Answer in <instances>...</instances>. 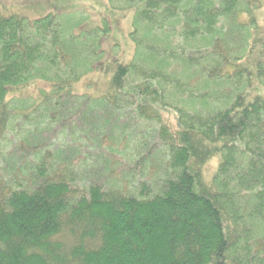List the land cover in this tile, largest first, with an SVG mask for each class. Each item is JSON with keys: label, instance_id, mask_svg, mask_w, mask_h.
<instances>
[{"label": "trees", "instance_id": "1", "mask_svg": "<svg viewBox=\"0 0 264 264\" xmlns=\"http://www.w3.org/2000/svg\"><path fill=\"white\" fill-rule=\"evenodd\" d=\"M114 1L111 8L121 10ZM263 1L123 0L135 26L143 23L156 39L164 34L166 43L115 62L97 96L72 87L102 60L109 27L75 34L58 15L0 14V158L26 160L19 174L0 175V264H264V96L248 97L253 79L264 87V44L254 77L244 62L254 45L232 47L236 34L248 31L249 38L257 29L255 19L240 23L237 15ZM177 35L184 50L197 52L185 55L182 73L171 67L179 58ZM35 80L45 84L37 98L7 97L9 88ZM212 82L230 93L214 91ZM222 97V108L196 107ZM167 108L176 114L174 127L161 123ZM98 113L103 118L90 120ZM127 115L137 125L158 121L167 156L155 194L146 185L136 191L93 182L84 189L65 172L83 162L82 142L55 146L41 137L56 125L55 136H81L88 149ZM72 150L60 167L51 161ZM216 155L221 163L205 183L201 168Z\"/></svg>", "mask_w": 264, "mask_h": 264}, {"label": "rangeland", "instance_id": "2", "mask_svg": "<svg viewBox=\"0 0 264 264\" xmlns=\"http://www.w3.org/2000/svg\"><path fill=\"white\" fill-rule=\"evenodd\" d=\"M124 3L123 0H115L113 6L121 8V10H113L108 0H0V14L5 16L17 14L29 20H35L48 14L58 15L66 22L67 29L73 25L72 32L75 34L94 30L97 35L96 28L105 29L106 26L109 27V36L102 38L100 41L102 60L96 63L93 72L82 76L72 87L74 93H88L97 96L106 92L115 62L129 63L135 57L138 47L141 51L143 50L144 54L142 56H144L145 52L149 51V47L156 44L163 47L166 43L164 34H159V38L156 39L148 34L143 23L135 26L134 13L132 10H123ZM236 19L240 23H247L251 19H255L257 25L255 32L251 30L249 38L248 31H243L241 32L242 36L236 34L235 42H232V47L237 48L239 52L243 48L247 50L250 44L254 45L252 53L244 61L254 77L255 64L259 58V51L264 44V1L260 8L250 13H239ZM65 32L72 33L70 30ZM173 41L174 48H177L178 45L180 48H178L179 54H177L179 58L171 62V67L174 66L175 70L177 69L178 72L182 73L185 70L183 66L185 55L195 57L197 52L189 48L184 50L182 48L184 39L180 35H177ZM210 49L209 47L207 50L209 53ZM204 56L207 60L211 58L210 55L205 53ZM147 62L143 58L138 63L143 66ZM204 65L202 63L201 66ZM188 71L192 76L202 78L193 74V68ZM187 80L185 78L184 83ZM211 84L214 91L220 94L230 93V88L222 83L212 82ZM42 85L45 84L35 80L24 85L11 87L8 89L7 97L14 95L37 98L38 88ZM256 94L264 96V87L259 86L253 79V86L248 91V97L250 98ZM223 105V97L219 101L205 100L196 103L197 108L206 109V111L215 107L222 108ZM160 116L161 123L168 127L175 126L176 114L172 108L160 110ZM100 118H103V114L98 113L92 115L90 120ZM87 121L89 119L79 117V123L82 127L88 124ZM110 126L108 137L106 136L103 141L100 138L96 139L97 143L92 142L88 149H82V147L89 144V141L88 139L83 141L81 136L80 138L76 137L75 142L69 141L64 136H55L53 131L56 129V125L52 126V131H44L41 137L50 138L48 141L55 144V146H61L66 142L70 144L69 147L74 145L80 147L79 145L82 142L81 150H79L81 154L78 158L82 159L83 162L78 168L65 171L70 173V176L75 179L74 181L80 187L85 189V186L98 182L107 189H125L126 187L129 190L134 189L137 191L143 185H146L148 190L152 192H150V195L155 194L160 189L159 185L162 179L160 169L165 164L167 156L158 135V121L151 123L144 120L137 125L134 117L127 115L120 120L115 118L111 121ZM13 135L14 133H10L8 137L12 138ZM75 152L77 153L76 150L66 151L63 158L52 156L51 161L56 162L60 167L65 160L73 157L72 154ZM20 155L12 154L0 158V175L4 174L6 178L10 179V176L13 177L15 174H19L20 168L26 161L24 156L21 158ZM78 158L73 160V164L77 163ZM220 163L221 157L216 155L202 166L201 175L205 183L210 182ZM150 195L146 194L143 197L146 198Z\"/></svg>", "mask_w": 264, "mask_h": 264}]
</instances>
